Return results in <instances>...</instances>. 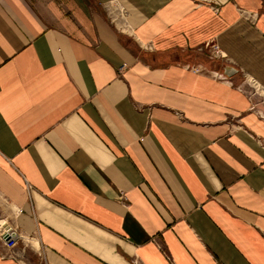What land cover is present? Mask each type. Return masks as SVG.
Here are the masks:
<instances>
[{"label": "crops", "instance_id": "crops-1", "mask_svg": "<svg viewBox=\"0 0 264 264\" xmlns=\"http://www.w3.org/2000/svg\"><path fill=\"white\" fill-rule=\"evenodd\" d=\"M0 197V264H264V0H0Z\"/></svg>", "mask_w": 264, "mask_h": 264}, {"label": "built area", "instance_id": "built-area-1", "mask_svg": "<svg viewBox=\"0 0 264 264\" xmlns=\"http://www.w3.org/2000/svg\"><path fill=\"white\" fill-rule=\"evenodd\" d=\"M210 9L217 14L220 11V7L217 3H213L210 6ZM211 54L217 56L220 54L219 47L217 45L210 46ZM194 71V69L192 68ZM200 70L195 69V72H199ZM205 71V70H203ZM214 77L220 81H226L228 78L226 76L214 74ZM227 83L231 84L230 81ZM255 93H258V90L253 87ZM8 225V224H7ZM6 224L0 227V246H4L8 250H13L16 248L18 241L20 239V235L15 228L9 226V229L5 227Z\"/></svg>", "mask_w": 264, "mask_h": 264}, {"label": "rangeland", "instance_id": "rangeland-1", "mask_svg": "<svg viewBox=\"0 0 264 264\" xmlns=\"http://www.w3.org/2000/svg\"><path fill=\"white\" fill-rule=\"evenodd\" d=\"M251 90L253 91L254 95L258 96L259 92L255 93L253 88ZM0 209L3 212V215L0 216V227H1L4 224H8V218H11L12 216H14V214H13L14 212L9 206H7V204L2 199H0ZM23 240L25 243L30 244L33 248H37V243L35 241H33V240L27 241L24 238H23Z\"/></svg>", "mask_w": 264, "mask_h": 264}, {"label": "water", "instance_id": "water-1", "mask_svg": "<svg viewBox=\"0 0 264 264\" xmlns=\"http://www.w3.org/2000/svg\"><path fill=\"white\" fill-rule=\"evenodd\" d=\"M225 73H226L229 77H231V76H233V75L236 74V71H234V70H232V69H227V70H225ZM5 227L9 229V226H8V225H6Z\"/></svg>", "mask_w": 264, "mask_h": 264}, {"label": "bare ground", "instance_id": "bare-ground-1", "mask_svg": "<svg viewBox=\"0 0 264 264\" xmlns=\"http://www.w3.org/2000/svg\"><path fill=\"white\" fill-rule=\"evenodd\" d=\"M27 241H29L28 239H26Z\"/></svg>", "mask_w": 264, "mask_h": 264}]
</instances>
